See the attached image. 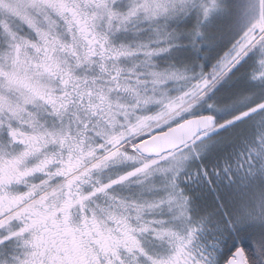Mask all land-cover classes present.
I'll use <instances>...</instances> for the list:
<instances>
[{"label":"snow or ice","instance_id":"1","mask_svg":"<svg viewBox=\"0 0 264 264\" xmlns=\"http://www.w3.org/2000/svg\"><path fill=\"white\" fill-rule=\"evenodd\" d=\"M0 264H264V0H0Z\"/></svg>","mask_w":264,"mask_h":264}]
</instances>
